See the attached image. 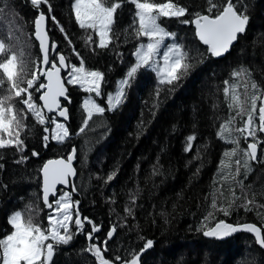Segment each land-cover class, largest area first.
I'll list each match as a JSON object with an SVG mask.
<instances>
[{
  "label": "trees",
  "instance_id": "1",
  "mask_svg": "<svg viewBox=\"0 0 264 264\" xmlns=\"http://www.w3.org/2000/svg\"><path fill=\"white\" fill-rule=\"evenodd\" d=\"M173 2L186 7L188 14L163 18L161 23L176 34V41L185 46L191 57L202 62L193 61L194 68L178 82V87L161 85L155 72L141 69L126 90L123 103L110 110L107 97L115 95L119 81L135 63L133 53L137 46L147 42L146 38L136 36L134 5L124 0L114 17L112 42L101 49L96 47L97 32L79 27L73 0H48L50 12L47 5L41 4L37 9L30 0H0V36L10 33L15 37L14 50L18 55L22 52L28 61L26 79L31 78L34 70L32 61L41 57L33 35V22L41 11L49 18L52 40L58 43L59 52L71 65L80 66V59L73 52L75 48L83 58L86 71L104 74L100 95L85 91L81 85H69L68 75L65 76L71 102L67 104L70 119L63 123L70 135L63 142L52 139L51 122L40 125L29 113L23 121L25 127L19 130L25 150L0 149V238L13 230L9 216L17 211L25 220L31 216L33 223L47 227L51 209L42 201L41 169L49 159L67 157L75 146L77 177L70 193L73 220L78 209L83 226L78 231L70 224L71 241L66 245L54 244L50 264H99L94 253L87 250L90 243L101 246L106 259L116 262L115 257L119 256L121 260H130L147 240L154 241V246L141 255V264H264V249L252 234L239 232L218 240L204 237L201 232L203 225L212 227L221 220L233 224L255 223L264 232V207H261L264 205V133L258 131L262 141L258 143L259 157L256 161L248 160L247 169L244 167L247 158L243 154L247 149L246 139L234 131L239 124L242 126L241 119L237 118L235 127V123L231 125L232 129L234 127L231 136L229 133L224 138L218 135L220 126L234 115L223 92L224 81L238 84L242 99H245V83L249 85V92L253 81L264 89V0H233L237 11L247 9L249 22L245 33L239 35L231 51L221 58L212 56L198 40L193 23L180 22L193 20L195 13L209 14L206 0ZM216 2L223 4L225 0ZM215 14L214 10L211 15ZM53 16L58 24L51 19ZM89 36L92 37L90 43ZM55 55L51 54L50 58ZM240 68L247 70L245 75L232 77L231 73ZM40 82H44L42 77ZM22 86L26 87V83ZM30 91L35 103L41 105V92ZM89 97L104 107L105 112L94 114L81 133L79 129L87 117L84 103ZM259 104L258 101V107ZM15 106L24 108L19 100L15 101ZM44 115L48 121L53 117L61 121L45 111ZM45 127L49 128L48 133L43 131ZM44 135L49 136L47 146L42 139ZM189 136H195L190 150ZM230 140L240 143H229ZM233 148L237 149L236 155L226 161L230 167L222 169L224 153ZM33 152L38 155H32ZM22 156L26 159L18 162ZM237 159L241 162L239 175L235 174ZM113 172V179L108 181L107 177ZM229 173L232 175L228 180L222 179ZM229 188L239 197L231 207H228L232 198ZM65 191L62 189L59 195ZM253 194L255 204L246 211L241 207L244 197L252 199ZM214 198L216 209L212 207ZM220 207L228 208L229 214L219 211ZM126 209H131V215ZM88 220L99 231L92 232ZM113 227L115 235L108 240L107 233ZM90 232L91 242L87 239ZM106 239L107 251H104Z\"/></svg>",
  "mask_w": 264,
  "mask_h": 264
},
{
  "label": "snow or ice",
  "instance_id": "2",
  "mask_svg": "<svg viewBox=\"0 0 264 264\" xmlns=\"http://www.w3.org/2000/svg\"><path fill=\"white\" fill-rule=\"evenodd\" d=\"M124 0H75L74 13L75 20L81 29H91L97 32L99 41L96 47L101 49L107 48L112 42L111 32L114 23V17L119 8H121ZM135 7L134 23L136 24V36L146 38V43H140L133 55L135 63L127 71L125 77L119 81L118 90L115 95L107 97L108 107L110 110L117 109L126 99V90L132 86L138 72L141 69H150L155 72L159 84L168 86H179V81L188 75L189 69L194 68L195 63L202 62L197 57H191L185 50V46L176 41V34L169 32L161 23L163 18H180L188 14V9L184 6H179L173 0H164L157 3L155 0H128ZM31 5L39 9L41 4L48 6L49 12L51 5L48 0H30ZM208 5L206 11L209 14L195 13L193 20H181V23H194L196 35L199 40L207 47V51L214 57H220L229 51L233 42L237 41L240 34L245 33L249 22V15L246 14L247 9L237 11L233 0H225L223 4H219L216 0H206ZM215 10V15H211ZM2 11V10H0ZM44 12H40L34 23V38L39 41V49L42 53L40 58L32 61L34 70L31 71V78L25 77L29 74L28 61L24 59V54L15 49L13 43L15 39L10 33L0 36V149L6 147H16L21 152L25 150L24 142L20 139V128L25 127L23 121L27 119V115L31 113L36 122L40 125H45L49 122L55 125L52 129V139L63 142L70 133L68 128L63 123H59L55 117L48 121L44 115V110L48 112H57L59 117L67 119L68 109L61 107L60 98L70 102L67 96V88L65 87L64 79L61 76L62 69H68L67 83L69 85H87L84 90L87 92H95L100 95V86L104 81V74L99 71H86L83 66V58L79 57V53L73 48V52L80 59V66L69 65L66 63V57L63 53H57V45L55 42L51 44V52L55 53V57L50 60L49 38L45 27L46 20ZM55 21V17H51ZM57 24L58 21H55ZM60 31L64 32L63 27ZM67 38V34L65 33ZM172 41L165 44V41ZM92 41V37H88V42ZM71 44V41L68 40ZM95 51V49H93ZM18 64L20 69L18 71ZM247 72L246 69L240 68L234 70L231 75L234 78H241ZM46 78V82H40V77ZM39 82V83H38ZM26 83V87L22 86ZM225 87L223 92L228 98V108L234 111V115L230 117L220 126L219 135L225 137L226 133H231L233 129L231 125L235 123L237 118L242 120V126L236 127L234 131L240 133L245 139L252 137L256 138L257 132L264 133V89H261L254 81L250 85L244 84V97L241 98V93L237 91L238 84H229L228 80L224 81ZM40 92L44 90L39 99L43 102L42 105H37L32 98V91ZM172 88H169L171 91ZM157 98L159 97V88L156 91ZM21 97H24L20 99ZM24 105V108L17 109L15 101ZM258 101L260 102L258 107ZM247 105V106H246ZM84 107L87 111V117L83 125L79 129L81 133L87 127L88 121L92 119L94 114L103 115L105 108L96 104L92 100H86ZM258 120V124L256 121ZM45 133L49 132V128L43 129ZM45 146L49 141V136L42 137ZM188 150L191 149V142L195 140V136L188 138ZM229 143L237 144L238 140H230ZM261 141L252 142L247 145L244 150V156L247 158L244 163L245 169L248 168V160H254L257 156V145ZM236 148L224 153L225 160L221 161V168L230 167L226 163L231 157L235 156ZM32 155H38L33 152ZM73 154L68 157V160H49L41 169L43 173V193L42 201L44 205L51 209L47 216V227L44 228L39 223H33L32 217L24 219L20 211L15 212L9 218V223L13 231L4 238H0V264H50L54 254V244H68L72 239L70 232V223H73L79 231L83 226V221L79 219L78 209L76 218L73 220L72 206L70 204V195L64 193L55 201V207L49 203L50 192L54 195V189L57 184H66L67 178L75 174L72 168L71 161L74 158ZM26 157H21L22 162ZM240 160L235 161V174L240 173ZM2 167V165H0ZM115 175L113 172L107 177L111 181ZM229 173L222 177L228 180ZM235 181V176H232ZM240 183L239 181H236ZM223 187V185H221ZM231 192V200L228 202V207L235 204L236 196L234 189L229 188ZM223 195V193H221ZM255 194L252 199L244 197V207L246 211H250L255 204ZM78 204V202H77ZM212 207L217 208L216 199L212 201ZM264 207V205H261ZM219 211L228 215V208L220 207ZM131 215V209H126ZM212 213H209L211 217ZM207 219V218H206ZM87 220V218H85ZM92 224L90 220L87 221ZM246 231L254 233L256 240L264 246V233L261 228L255 224H230L221 220L214 226L209 227L207 224L201 228L202 235L208 238L224 239L238 231ZM99 231V228L92 224V232ZM92 232L87 234V239L92 241ZM115 227L108 233L107 238L111 239ZM51 241V242H49ZM104 251H107V239L103 242ZM154 241L147 240L139 252L133 253L130 260H121V257H115V260L121 261V264H139L141 255L148 249L153 248ZM94 253L99 264H112L111 260L104 257L101 246L90 243L87 249Z\"/></svg>",
  "mask_w": 264,
  "mask_h": 264
},
{
  "label": "water",
  "instance_id": "3",
  "mask_svg": "<svg viewBox=\"0 0 264 264\" xmlns=\"http://www.w3.org/2000/svg\"><path fill=\"white\" fill-rule=\"evenodd\" d=\"M45 14V13H44ZM38 16H39V14H38ZM38 16H37V18H38ZM45 16L48 18V16H47V14H45ZM36 18V19H37ZM35 19V20H36ZM48 22H49V18L46 20V24H45V27H46V30H47V35H48V38H49V49H50V55L52 54V55H55V53H52L51 52V44L53 43V42H55V41H53L52 40V38H51V36H50V34H49V31H48ZM194 24V23H193ZM194 26H195V24H194ZM196 30V29H195ZM239 37V36H238ZM197 38H198V40H199V37L197 36ZM238 40V39H237ZM200 41V40H199ZM36 42H37V44H38V47H39V41H37L36 40ZM201 43H202V41H200ZM236 42L237 41H235V42H233V45L231 46V48L229 49V51L228 52H226L225 54H223L222 56H220V57H218V58H221V57H224L227 53H229L230 51H231V49H232V47L236 44ZM56 43V45H57V53H61V52H59V45H58V43L57 42H55ZM203 44V43H202ZM204 45V44H203ZM204 46H206V45H204ZM206 47H208V46H206ZM40 50V49H39ZM40 54H41V56H42V53L40 52ZM65 56V55H64ZM66 57V56H65ZM50 58V57H49ZM50 60H51V58H50ZM66 63H68L69 65H70V62H69V60L67 59V57H66ZM66 73H68V69H62V71H61V76H62V78L64 79V83H65V87L67 88V96L70 98V102H71V97L68 95V87H67V83H66V79H65V74ZM42 78H43V81L44 82H46V78L45 77H43V76H41ZM44 90H41L40 92H41V94H42V92H43ZM40 94V95H41ZM40 100V99H39ZM70 102H68V100H65V98L64 97H61L60 98V104H61V107L63 108V107H66L67 109H68V116H67V119H65V118H63V117H59L58 115H57V112L54 110L53 112H48L47 111V109H45L44 111L45 112H47V113H50V114H52V115H55V116H57L61 121H63V122H67V121H69V119H70V111H69V107H68V103H70ZM40 104L42 105L43 104V102L40 100ZM73 149H75V155H74V158L72 159V161H71V164H72V168L75 170V174L74 175H70L68 178H67V183L66 184H57L56 186H55V189H54V192H55V194L53 195L51 192H50V194H49V203H51L52 202V199L54 198V197H57L58 195H59V193H60V191L62 190V189H65V190H74V181H75V179H76V177H77V169H76V166H75V163H76V158H77V148L74 146L73 148H72V150H71V152L69 153V155L67 156V157H58V158H52V159H49V160H60V159H63V160H65V161H67L68 160V157L70 156V155H72L73 154ZM258 155H259V145H257V156H256V159H254V160H257V158H258ZM49 160H47L45 163H44V165L49 161ZM43 165V166H44ZM41 175H42V193H43V173H42V171H41ZM223 221H225V220H223ZM219 222V221H218ZM226 223H230V222H227V221H225ZM216 224V223H215ZM214 224V225H215ZM230 224H233V223H230ZM241 224H244V223H241ZM248 224H255V223H250V222H248ZM213 225V226H214ZM234 225H236V224H234ZM257 227H259V228H261V226H259L258 224H255ZM261 231H262V233H264L263 232V229L261 228ZM239 232H246V231H238V232H236V233H239ZM236 233H234V234H236ZM246 233H249V232H246ZM234 234H232V235H234ZM250 234H252L254 237H255V234L254 233H250ZM115 235V232L113 233V235H112V238H113V236ZM111 238V239H112ZM208 238V237H207ZM226 238H228V237H226ZM226 238H224V239H226ZM111 239H108V240H111ZM210 239H212V238H210ZM255 239H256V237H255ZM256 242H257V244L261 247V248H263L264 249V246H262V245H260L259 243H258V241L256 240ZM53 256H54V254H53ZM53 258V257H52ZM108 260H110V259H108ZM52 261V260H51ZM112 261V264H120L121 263V261H113V260H111ZM51 263V262H50ZM139 264H141V259H140V262H139Z\"/></svg>",
  "mask_w": 264,
  "mask_h": 264
},
{
  "label": "rangeland",
  "instance_id": "4",
  "mask_svg": "<svg viewBox=\"0 0 264 264\" xmlns=\"http://www.w3.org/2000/svg\"><path fill=\"white\" fill-rule=\"evenodd\" d=\"M74 2H75V0H73V5H74ZM73 8H74V7H73ZM169 32H172V31H169ZM98 41H99V36H98ZM170 42H172V41L166 40V41H165V44H168V43H170ZM69 62H70V61H69ZM73 65H75V64H73ZM76 66L79 67V65H76ZM83 87H87V85H84ZM88 100H92V98L89 97ZM58 122H59V123H63V122H61V121H58ZM63 124H64V123H63ZM54 128H55V125L53 124V128H52V129H54ZM53 134H54V133H53V131H52V135H53ZM256 137H257L258 139H260V138L258 137V135H256ZM65 139H66V138H65ZM65 139H64V140H65ZM55 141H56V140H55ZM257 141H258V140H257ZM251 142H255V141H251ZM64 193H68V194L70 195V201H69V202H70V204H71V206H72V215H73V205H74V204H73V202H72V200H71V193H70V191L62 192L58 197H56V199H55L54 201L51 202V204H53V207H55V201H56L61 195H63ZM13 214H14V213H13ZM11 215H12V214H11ZM11 215H10V216H11ZM10 216H9V218H10ZM70 224H71V223H70ZM12 231H13V230H12ZM12 231H11V232H12ZM11 232H10V233H11ZM10 233H8V234H10ZM8 234H7V235H8Z\"/></svg>",
  "mask_w": 264,
  "mask_h": 264
},
{
  "label": "flooded vegetation",
  "instance_id": "5",
  "mask_svg": "<svg viewBox=\"0 0 264 264\" xmlns=\"http://www.w3.org/2000/svg\"><path fill=\"white\" fill-rule=\"evenodd\" d=\"M256 135H258V132H257V134ZM248 140H246V143H247V145L249 144V142H251V140L252 141H255V142H257V140L258 141H261V139H258L257 137L254 139V138H252V137H249V138H247ZM261 143H262V141H261Z\"/></svg>",
  "mask_w": 264,
  "mask_h": 264
},
{
  "label": "bare ground",
  "instance_id": "6",
  "mask_svg": "<svg viewBox=\"0 0 264 264\" xmlns=\"http://www.w3.org/2000/svg\"><path fill=\"white\" fill-rule=\"evenodd\" d=\"M26 79V78H25ZM15 103V102H14ZM240 121H242V120H240ZM236 126V123H235V125H234V127ZM239 126H240V124H239ZM234 127H233V129H234ZM232 134V133H231ZM231 134H230V136H231ZM240 134V133H239ZM219 135V134H218ZM226 137H227V134H226ZM241 136H239L238 137V139L240 138ZM229 138V137H228ZM227 139V138H226ZM223 140V139H222ZM246 140H248V139H246ZM252 141V140H251ZM229 142V141H228ZM240 143V142H239ZM249 143H252V142H249ZM259 145V144H258ZM259 151H260V145H259ZM240 154V153H239ZM258 157H259V155H258ZM257 160H258V158H257ZM254 161H256V160H254ZM215 224V223H214Z\"/></svg>",
  "mask_w": 264,
  "mask_h": 264
}]
</instances>
